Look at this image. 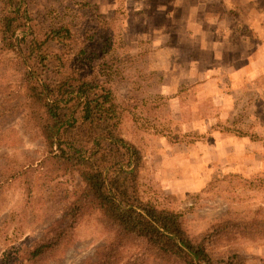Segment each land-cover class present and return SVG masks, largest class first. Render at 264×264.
I'll list each match as a JSON object with an SVG mask.
<instances>
[{
    "label": "rangeland",
    "instance_id": "1",
    "mask_svg": "<svg viewBox=\"0 0 264 264\" xmlns=\"http://www.w3.org/2000/svg\"><path fill=\"white\" fill-rule=\"evenodd\" d=\"M89 1L98 13L91 18L69 9L61 14L67 0H22L19 7L34 16L17 28L18 37L31 34L18 43L23 61L32 65L43 52L36 43L48 25L71 23L82 32L65 41L85 54L76 75H96L110 91L117 133L140 152L141 200L179 214L187 236L204 238L214 258L264 264V74L251 79L246 70L236 79L230 72L249 64L261 38L243 20L222 19L220 0H205L192 23L185 8H158L164 0H146L143 8L141 0ZM6 2L0 0V15L12 6ZM255 2L264 13V0ZM42 6L50 9L48 19L37 12ZM172 11L180 19H166ZM17 63L0 51V264H22V250L63 225V206L83 187L76 173L55 186L45 182L52 166L40 163L47 150L27 116ZM103 225L87 208L72 244L35 264H87L110 240ZM212 229L219 233L211 237ZM160 256H146V264H185Z\"/></svg>",
    "mask_w": 264,
    "mask_h": 264
},
{
    "label": "trees",
    "instance_id": "2",
    "mask_svg": "<svg viewBox=\"0 0 264 264\" xmlns=\"http://www.w3.org/2000/svg\"><path fill=\"white\" fill-rule=\"evenodd\" d=\"M21 2L7 0L6 5L12 6L1 12L0 51L12 53L14 61L19 60L17 64L23 68L27 116L47 150L40 163L52 166L45 182L55 186L67 175L76 173L83 183L80 198L63 206V225L50 227L39 241L23 249L22 264H35L46 252L70 246L77 220L89 207L96 210L97 220L111 237L87 264H146L145 257L152 254L158 258L161 255V259H179L185 264H239L231 260L233 256L225 260L214 258L205 247L204 238L194 240L187 236L179 214L141 200L136 186L140 152L117 133L115 107L108 101L110 91L96 75L89 80L76 75L85 54L81 48L76 52L69 49L65 41L82 32L70 28L71 23L56 27L47 23L46 38L36 43L43 52L32 65L23 61V49L18 43L25 44V38L27 41L31 34L18 37L17 28L25 26L26 17L32 20L34 16L31 10L19 7ZM66 9L88 18L98 15L89 0H67L61 14ZM49 11L48 6H42L37 12L42 19H48ZM218 233L212 229L210 236ZM128 243L132 244V252L124 257ZM124 258L127 259L123 261Z\"/></svg>",
    "mask_w": 264,
    "mask_h": 264
},
{
    "label": "crops",
    "instance_id": "3",
    "mask_svg": "<svg viewBox=\"0 0 264 264\" xmlns=\"http://www.w3.org/2000/svg\"><path fill=\"white\" fill-rule=\"evenodd\" d=\"M146 0H141V8H143L144 2ZM192 0H164L161 4L158 5V8H168L166 6H171L173 9H187V17L189 23H192V20L197 19L196 10H200L205 7L207 4V1H201V0H195L194 2H191ZM222 7L225 9L226 14L222 17V19H233L232 16L236 20H234L235 24L242 23V20L244 23L248 24V26L256 32V34L261 38L262 43L261 45H258V47L255 49L254 53L252 54V57L249 59V64L244 66H234L233 69L230 71L236 79H240L243 77L244 71H248L247 75L250 76L251 79L261 76L264 74V61L262 63L259 62H252L253 57L255 56H261L264 57V13L261 9L258 8L256 5L255 0H220ZM175 12H170L166 19H180ZM231 16V18L229 16ZM202 18V17H201ZM206 19H209L206 17ZM235 28L234 26L230 29ZM200 33L198 32V35ZM198 35L194 32L193 36L194 39L198 37ZM213 69V68H212ZM214 70V69H213ZM233 79V78H232Z\"/></svg>",
    "mask_w": 264,
    "mask_h": 264
}]
</instances>
